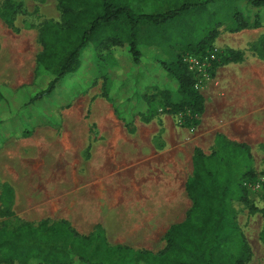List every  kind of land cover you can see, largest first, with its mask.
Returning <instances> with one entry per match:
<instances>
[{
    "label": "crops",
    "instance_id": "crops-1",
    "mask_svg": "<svg viewBox=\"0 0 264 264\" xmlns=\"http://www.w3.org/2000/svg\"><path fill=\"white\" fill-rule=\"evenodd\" d=\"M244 3L252 18L262 15V26L233 32L235 6L217 20L212 50L240 53L242 60L220 64L202 79L205 109L196 126L183 125V114L161 112L148 122L137 115L127 127L102 94L56 107V117H45L26 137L16 123L2 122L4 132L12 131L3 134L0 148V226L64 221L83 237L101 230L111 247L157 254L169 229L184 223L193 207L186 185L196 151L212 155L222 137L247 147L250 167L263 173L264 9ZM144 48L156 59L179 54L178 47L165 56L156 45ZM4 188L12 195L8 217L2 215Z\"/></svg>",
    "mask_w": 264,
    "mask_h": 264
},
{
    "label": "trees",
    "instance_id": "trees-1",
    "mask_svg": "<svg viewBox=\"0 0 264 264\" xmlns=\"http://www.w3.org/2000/svg\"><path fill=\"white\" fill-rule=\"evenodd\" d=\"M147 1L58 0L63 25L57 29L48 22L40 30L42 51L36 59V92L28 103L43 101L61 81L73 75L81 66L82 52L90 43H95V57L104 72L102 95L114 103L116 114L127 127L132 126L137 115L148 122L161 112L183 114L182 122L187 127L198 125V118L205 109V99L196 86L198 81L195 74L184 63L183 56L178 55L169 61H151L141 49L146 44L158 47L160 43L156 44V38H165L164 33H168L170 38L169 25H173L184 13L200 9L208 11L210 4L220 0ZM245 1L254 8L264 9V0ZM10 10L2 11L0 16L6 24L13 26V13ZM250 20L236 13L232 31L262 26L261 14ZM176 27L172 26L171 30ZM216 28L217 23L203 40L187 45L184 53L207 55L217 36ZM148 39L155 41L149 43L146 41ZM171 40L166 41L170 43ZM117 50H123L122 64L129 70L122 66L123 74L131 77V72L139 68L132 77L135 85L129 89L123 88L125 94L120 103H115L112 94H117L124 83L118 79L119 72L109 65V59L102 56V52H107L115 64L119 57ZM241 60L240 53H222L213 71L220 64ZM20 91L26 92L23 89ZM8 96L0 88V106L10 100ZM18 99L19 96H16L14 101ZM20 129L25 137L33 130L23 124ZM216 144L218 149L210 156L196 151L194 174L186 185L193 207L184 223L169 229L165 236L166 247L161 252L153 254L123 246L111 247L101 230L83 237L64 221L53 224L44 222L39 226L8 221L0 226V262L246 264L251 258V249L237 222L233 203L237 201L250 205L248 186L260 180L250 167L251 155L247 147L230 144L222 137L217 139ZM262 190L264 192V182ZM1 199L4 206L2 215L8 217L12 200L8 188L3 189Z\"/></svg>",
    "mask_w": 264,
    "mask_h": 264
},
{
    "label": "rangeland",
    "instance_id": "rangeland-1",
    "mask_svg": "<svg viewBox=\"0 0 264 264\" xmlns=\"http://www.w3.org/2000/svg\"><path fill=\"white\" fill-rule=\"evenodd\" d=\"M153 1L148 0L147 2ZM244 2L245 0L242 2L240 0H220L211 4L209 12L206 9H200L197 12L184 13L175 20L173 25L168 24L171 27L177 26L172 30L171 27L168 28L172 39L170 43L166 41L170 39L167 36L168 33H164L165 38H156L158 40L156 44L160 43L158 47L162 49L161 54L168 55L166 54L167 51L175 50L178 47L179 49L175 52L179 54L175 58L178 55L184 56L186 54L184 52L187 51L186 46L204 38L208 29L213 30L215 28L218 19L228 17L233 6L236 7L240 17L253 19L254 17L252 18L250 15L251 12L248 11V8H245ZM10 8L11 13H13V26L6 24L0 16V88L4 90L6 96L10 94L8 96L10 100L0 106V148L4 143L3 134L12 131L10 129L4 132L7 129L4 128L1 121L5 122L6 125L8 123L13 126L23 124V126L34 129L37 125L46 122L45 117H56V107L68 105L76 98H80L82 94L81 97L83 98H90L94 94L101 95L104 84V72L101 71L100 64L95 57L96 45L90 43L81 54V66L76 72L61 81L56 89L43 101L29 104L28 101L36 89L34 86L36 57L42 51L39 40L40 30L45 23L49 22L58 29L63 25V22L58 8V0H0V13ZM77 31L80 32V29H77ZM151 40L155 41V39L146 41L154 43ZM145 49L142 46L144 53H147L148 49H146L147 51ZM116 53L119 57L115 64L107 52H102V56L109 59V65L119 72L118 79L124 83L117 94L115 92L112 94L115 101L120 103L125 94L122 91L123 88L129 89L135 85L132 77L139 68L131 72V77L126 76L121 71L122 60H124L122 53L124 52L123 50H117ZM161 54L159 56L163 57ZM145 55L147 56V54ZM148 58L151 61L157 60L153 55H149ZM165 60L169 61L171 57ZM123 69L129 71L126 66H123ZM14 77L21 78L20 82H12ZM22 79L28 82L29 85H22ZM13 83L20 84V86L18 85L16 89L13 87ZM22 89L26 92L20 91ZM16 96H19V99L14 101ZM10 105H13V107L11 108ZM21 133L23 131L18 132L19 135ZM257 176L260 181H264V172L257 173ZM249 192L250 205L236 201L233 203V207L236 211L239 227L245 234L251 249V258L246 264H264V192L261 189L256 191L250 189ZM0 264L8 263L0 262ZM12 264L19 263L14 262Z\"/></svg>",
    "mask_w": 264,
    "mask_h": 264
},
{
    "label": "built area",
    "instance_id": "built-area-1",
    "mask_svg": "<svg viewBox=\"0 0 264 264\" xmlns=\"http://www.w3.org/2000/svg\"><path fill=\"white\" fill-rule=\"evenodd\" d=\"M222 54L217 50H211L205 56H196L187 53L183 56L184 63L188 66L189 70L195 74L197 78V88L200 90L202 79L206 78L214 69V64L220 61V56ZM264 181H259L256 184L249 185V190L256 191L262 190V183Z\"/></svg>",
    "mask_w": 264,
    "mask_h": 264
}]
</instances>
